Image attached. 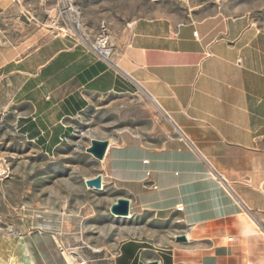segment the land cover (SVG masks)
Here are the masks:
<instances>
[{"label": "crops", "instance_id": "0c3cea01", "mask_svg": "<svg viewBox=\"0 0 264 264\" xmlns=\"http://www.w3.org/2000/svg\"><path fill=\"white\" fill-rule=\"evenodd\" d=\"M189 12L110 32L105 59L83 36L55 31L54 0H0V78L21 77L38 139L89 96L136 85L176 128L160 143L131 131L108 139L100 172L114 200L130 199L129 214L182 229L161 247L135 234L87 250L85 264H264V26L221 8Z\"/></svg>", "mask_w": 264, "mask_h": 264}, {"label": "rangeland", "instance_id": "374dc122", "mask_svg": "<svg viewBox=\"0 0 264 264\" xmlns=\"http://www.w3.org/2000/svg\"><path fill=\"white\" fill-rule=\"evenodd\" d=\"M54 5L55 31L83 36L88 44L104 23L118 34L140 17H187L191 9L221 8L264 26V0H54ZM20 78H0V264H80L85 251L113 248L135 234L165 246V237L182 229L177 218L158 223L149 212L118 216L110 209L115 187L86 183L101 173L100 159L87 151L93 138L114 140L131 131L160 143L176 132L154 99L138 85L89 96L83 111L39 129L42 140L34 133L30 105L17 93Z\"/></svg>", "mask_w": 264, "mask_h": 264}, {"label": "water", "instance_id": "95a60500", "mask_svg": "<svg viewBox=\"0 0 264 264\" xmlns=\"http://www.w3.org/2000/svg\"><path fill=\"white\" fill-rule=\"evenodd\" d=\"M108 139L93 138L91 145L87 147V151L92 153L96 158L102 159L108 147ZM86 183L89 186H95L97 188L102 187V173L87 178ZM131 202L126 196H119L111 205V212L118 216H126L130 213ZM177 238L180 240H186L185 234H178ZM146 264H159V260L151 259L146 262Z\"/></svg>", "mask_w": 264, "mask_h": 264}, {"label": "built area", "instance_id": "2783aa9c", "mask_svg": "<svg viewBox=\"0 0 264 264\" xmlns=\"http://www.w3.org/2000/svg\"><path fill=\"white\" fill-rule=\"evenodd\" d=\"M198 35V31H194ZM89 47L105 59H109L113 52V42L109 27L104 23L95 35L94 39L89 43ZM103 183V181H102Z\"/></svg>", "mask_w": 264, "mask_h": 264}, {"label": "bare ground", "instance_id": "6f19581e", "mask_svg": "<svg viewBox=\"0 0 264 264\" xmlns=\"http://www.w3.org/2000/svg\"><path fill=\"white\" fill-rule=\"evenodd\" d=\"M71 9H73L72 7H70ZM66 27L64 26L63 29H65ZM72 256V255H71ZM73 258H75L74 256H72ZM84 263H86V261H84Z\"/></svg>", "mask_w": 264, "mask_h": 264}]
</instances>
